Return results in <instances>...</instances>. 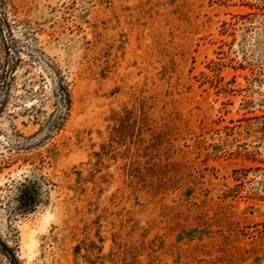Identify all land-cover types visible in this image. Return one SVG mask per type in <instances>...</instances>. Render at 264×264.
<instances>
[{"label":"rangeland","instance_id":"374dc122","mask_svg":"<svg viewBox=\"0 0 264 264\" xmlns=\"http://www.w3.org/2000/svg\"><path fill=\"white\" fill-rule=\"evenodd\" d=\"M0 264H264V0H0Z\"/></svg>","mask_w":264,"mask_h":264}]
</instances>
